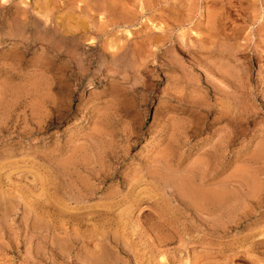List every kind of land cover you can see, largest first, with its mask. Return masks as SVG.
<instances>
[{
  "label": "rangeland",
  "instance_id": "1",
  "mask_svg": "<svg viewBox=\"0 0 264 264\" xmlns=\"http://www.w3.org/2000/svg\"><path fill=\"white\" fill-rule=\"evenodd\" d=\"M0 264H264V0H0Z\"/></svg>",
  "mask_w": 264,
  "mask_h": 264
},
{
  "label": "bare ground",
  "instance_id": "2",
  "mask_svg": "<svg viewBox=\"0 0 264 264\" xmlns=\"http://www.w3.org/2000/svg\"><path fill=\"white\" fill-rule=\"evenodd\" d=\"M93 43H94V42H93ZM93 92H96V91H93ZM162 108H164V107H163L162 103H160V105L157 107V109L160 110V109H162ZM160 114H161V113H160ZM196 195H197V194H196ZM203 195H204V194H203ZM203 195H201V197H202ZM198 196H199V195H198ZM205 196H206V195H205ZM214 196H215V195H214ZM214 196H213V197H214ZM201 197H200V198H201ZM210 197H211V196H210ZM206 198H207V197H206ZM216 198H217V197H216ZM202 199H203V198H201V200H202ZM209 199L212 201V197L209 198ZM204 200H205V199H204ZM215 200H217V199H215Z\"/></svg>",
  "mask_w": 264,
  "mask_h": 264
}]
</instances>
